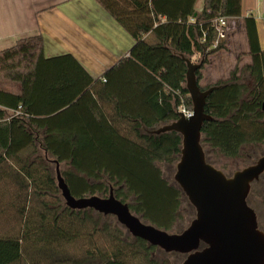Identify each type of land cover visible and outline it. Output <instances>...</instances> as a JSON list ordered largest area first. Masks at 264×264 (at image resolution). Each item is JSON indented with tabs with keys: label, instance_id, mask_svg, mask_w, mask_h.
<instances>
[{
	"label": "trees",
	"instance_id": "obj_1",
	"mask_svg": "<svg viewBox=\"0 0 264 264\" xmlns=\"http://www.w3.org/2000/svg\"><path fill=\"white\" fill-rule=\"evenodd\" d=\"M98 1L135 39L104 80L94 81L72 54L46 58L41 35L0 51V79L20 85L18 93L0 89V264L184 261L133 236L114 215L67 206L47 164L67 166L61 174L76 198L113 188L142 221L184 230L195 209L160 166L176 167L182 136L154 130L176 121L181 106L193 109L184 58L203 67L230 48L234 27L212 47L219 16L242 25L250 62L205 86L197 70L202 90L216 86L205 105L206 159L215 166L211 154L235 158L247 144L264 145V49L255 18H240L242 0H205L201 12L197 0Z\"/></svg>",
	"mask_w": 264,
	"mask_h": 264
},
{
	"label": "water",
	"instance_id": "obj_2",
	"mask_svg": "<svg viewBox=\"0 0 264 264\" xmlns=\"http://www.w3.org/2000/svg\"><path fill=\"white\" fill-rule=\"evenodd\" d=\"M184 59L187 62L186 88L192 99L193 113L187 117L178 110L176 121L154 132L177 131L182 136L174 180L195 208V217L189 225L175 233L146 223L131 212L128 203L114 195L113 188L106 197L76 198L56 161L58 186L70 208H92L114 215L133 236L165 252L186 255L183 264H264V232L259 228L255 210L248 203L253 182L264 173V155L232 176L207 161L201 143L202 127L212 118L206 113L205 105L216 86L202 90L197 70L204 62Z\"/></svg>",
	"mask_w": 264,
	"mask_h": 264
},
{
	"label": "crops",
	"instance_id": "obj_3",
	"mask_svg": "<svg viewBox=\"0 0 264 264\" xmlns=\"http://www.w3.org/2000/svg\"><path fill=\"white\" fill-rule=\"evenodd\" d=\"M204 1L197 0V12L203 10ZM249 15L256 20L264 49V0H242L240 18ZM235 24L236 21L232 40L238 30ZM238 27L244 33L242 25ZM36 35L43 38L46 58L72 54L94 81L104 80L106 72L129 56L135 44V39L98 0H0V51L19 39ZM228 53L232 55L231 48ZM0 89L18 93L20 85L0 80Z\"/></svg>",
	"mask_w": 264,
	"mask_h": 264
},
{
	"label": "rangeland",
	"instance_id": "obj_4",
	"mask_svg": "<svg viewBox=\"0 0 264 264\" xmlns=\"http://www.w3.org/2000/svg\"><path fill=\"white\" fill-rule=\"evenodd\" d=\"M235 38L232 40L231 51L232 55L228 53L227 50H219L209 56L208 62L205 66L201 67L202 75L199 82L202 86H205L209 82H214L220 78H227L230 75L231 70L238 64L243 66L249 57L247 54V46L244 38V33L239 31L238 24L236 25ZM239 55V56H238ZM237 57H242L237 60ZM194 63H200V60H192ZM238 62V63H237ZM4 80V79H0ZM214 158V164L219 169H221L226 175L232 176L237 170L242 169L252 163H254L259 157L264 155V145L262 143L258 144H247L243 147L240 155L235 158H228L221 155L211 154ZM47 166L51 169L53 176L56 177V164L54 162H49ZM163 173L168 178L173 179L176 171V167L170 164H160ZM67 166L60 165V172ZM248 201L251 207L255 210L258 221L264 229V173L260 176L259 180L253 182ZM195 209V208H194ZM190 223L188 217L185 221L180 223V227H187ZM171 264H183V260L179 262L176 257H168Z\"/></svg>",
	"mask_w": 264,
	"mask_h": 264
},
{
	"label": "built area",
	"instance_id": "obj_5",
	"mask_svg": "<svg viewBox=\"0 0 264 264\" xmlns=\"http://www.w3.org/2000/svg\"><path fill=\"white\" fill-rule=\"evenodd\" d=\"M235 23L234 18H229L227 16H219L215 19H213V26L215 28V31L217 33V38L212 44L213 48H216L218 46L219 40L224 39L227 37L229 30L232 28V26ZM180 111H183L184 114L189 117L192 115V110H187L183 106L179 108ZM20 111H15V114H20Z\"/></svg>",
	"mask_w": 264,
	"mask_h": 264
},
{
	"label": "flooded vegetation",
	"instance_id": "obj_6",
	"mask_svg": "<svg viewBox=\"0 0 264 264\" xmlns=\"http://www.w3.org/2000/svg\"><path fill=\"white\" fill-rule=\"evenodd\" d=\"M259 180V179H258ZM257 220H258V216H257ZM258 225H259V228L264 232V229L263 227H261L262 225L260 224V222L258 221Z\"/></svg>",
	"mask_w": 264,
	"mask_h": 264
}]
</instances>
